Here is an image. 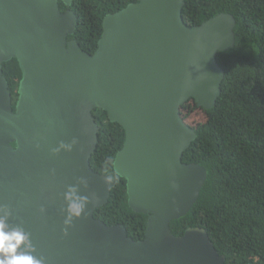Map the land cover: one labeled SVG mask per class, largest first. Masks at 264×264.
Segmentation results:
<instances>
[{
    "label": "water",
    "instance_id": "1",
    "mask_svg": "<svg viewBox=\"0 0 264 264\" xmlns=\"http://www.w3.org/2000/svg\"><path fill=\"white\" fill-rule=\"evenodd\" d=\"M58 1L0 0V217L28 234L31 247L21 250L42 264H224L205 228L174 235L169 225L207 175L181 160L196 133L180 106L215 103L224 77L217 54L232 47L233 16L189 26L184 0H133L103 16L89 53L67 37L77 20L72 0H60L64 11ZM12 58L21 72L13 110L2 72ZM96 108L124 130L112 167L130 209L147 215L137 240L93 215L114 184L89 162ZM80 197L88 198L83 213L66 224Z\"/></svg>",
    "mask_w": 264,
    "mask_h": 264
},
{
    "label": "trees",
    "instance_id": "2",
    "mask_svg": "<svg viewBox=\"0 0 264 264\" xmlns=\"http://www.w3.org/2000/svg\"><path fill=\"white\" fill-rule=\"evenodd\" d=\"M133 0H72L76 14L73 34L80 47H97L105 14ZM61 10L65 6L59 1ZM233 14L234 45L217 54L224 69L215 103L204 108L188 99L180 106L183 121L196 133L181 160L206 170L196 201L170 221L174 235L187 227L205 228L224 264H264V0H184L182 18L191 26L219 13ZM2 72L17 97L21 72L16 59L3 62ZM14 107V101L11 103ZM98 139L89 162L93 170L113 178L107 202L93 215L107 225L121 224L134 240L143 237L147 215L127 204L125 179L112 162L124 140V130L96 108Z\"/></svg>",
    "mask_w": 264,
    "mask_h": 264
},
{
    "label": "clouds",
    "instance_id": "3",
    "mask_svg": "<svg viewBox=\"0 0 264 264\" xmlns=\"http://www.w3.org/2000/svg\"><path fill=\"white\" fill-rule=\"evenodd\" d=\"M182 12V11H181ZM224 13V12H219ZM233 16L231 13H226ZM234 18V16H233ZM235 20V18H234ZM236 23V20H235ZM234 27L233 44L234 45ZM12 108V107H11ZM14 108V107H13ZM13 110V109H12ZM66 198H71V193L66 194ZM87 197H80L78 201H72L68 205L69 218L65 223H69L71 218L80 217L85 209ZM31 247L28 234L21 228L9 230L5 217H0V264H42V260L34 257L30 251L21 250L22 246Z\"/></svg>",
    "mask_w": 264,
    "mask_h": 264
},
{
    "label": "flooded vegetation",
    "instance_id": "4",
    "mask_svg": "<svg viewBox=\"0 0 264 264\" xmlns=\"http://www.w3.org/2000/svg\"><path fill=\"white\" fill-rule=\"evenodd\" d=\"M60 1V0H59ZM59 1H58V6H59ZM63 3V2H62ZM63 5H64V3H63ZM65 6V5H64ZM59 8H60V6H59ZM67 7L65 6V9H66ZM64 9V10H65ZM70 9V8H69ZM61 10V9H60ZM64 10H61V11H64ZM15 100H16V97H14L12 94H11V103L14 101V103H15Z\"/></svg>",
    "mask_w": 264,
    "mask_h": 264
}]
</instances>
